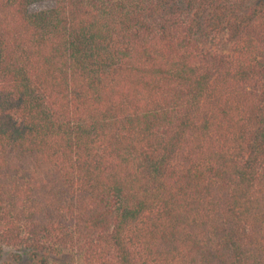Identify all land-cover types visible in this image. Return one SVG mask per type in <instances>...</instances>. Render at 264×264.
Wrapping results in <instances>:
<instances>
[{
	"label": "trees",
	"instance_id": "16d2710c",
	"mask_svg": "<svg viewBox=\"0 0 264 264\" xmlns=\"http://www.w3.org/2000/svg\"><path fill=\"white\" fill-rule=\"evenodd\" d=\"M64 252L264 264V0H0V264Z\"/></svg>",
	"mask_w": 264,
	"mask_h": 264
},
{
	"label": "rangeland",
	"instance_id": "374dc122",
	"mask_svg": "<svg viewBox=\"0 0 264 264\" xmlns=\"http://www.w3.org/2000/svg\"><path fill=\"white\" fill-rule=\"evenodd\" d=\"M51 7L50 4H41L39 6L33 7V10L47 9ZM8 262V257L5 258L4 262ZM51 264H83L80 259H78L74 254L70 252H64L57 257L51 259Z\"/></svg>",
	"mask_w": 264,
	"mask_h": 264
}]
</instances>
